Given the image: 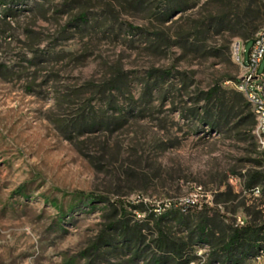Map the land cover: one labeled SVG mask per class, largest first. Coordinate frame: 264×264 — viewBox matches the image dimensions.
<instances>
[{"label":"rangeland","instance_id":"rangeland-1","mask_svg":"<svg viewBox=\"0 0 264 264\" xmlns=\"http://www.w3.org/2000/svg\"><path fill=\"white\" fill-rule=\"evenodd\" d=\"M36 3L1 26L0 264H145L110 222L154 231L168 213L167 231L185 236L176 210L264 226V178L260 193L248 186L264 175V148L242 122L251 108L221 117L240 73L231 45L264 27V0ZM81 122L92 126L79 135ZM104 234L118 247L94 249ZM194 251L189 264H219L209 245Z\"/></svg>","mask_w":264,"mask_h":264},{"label":"trees","instance_id":"trees-1","mask_svg":"<svg viewBox=\"0 0 264 264\" xmlns=\"http://www.w3.org/2000/svg\"><path fill=\"white\" fill-rule=\"evenodd\" d=\"M30 1L34 4L32 7L42 4L36 3V0H0L1 38H6L3 35L8 31L7 27L11 28V21L19 15L21 10L19 6H28ZM28 10L32 11V9ZM76 21L81 22V24L86 23V14H81L76 18ZM2 23L7 27L1 28ZM245 36L249 37L250 33L245 34ZM249 39L247 38V41ZM6 69H8V66L0 63V74ZM165 75L166 73L162 75L157 74L155 77L157 80L156 84L158 81L163 80V76ZM231 80H236V77ZM224 81L223 79L222 82ZM150 87L148 88L151 92L154 87ZM220 91L219 86L210 88L206 93L207 99L210 101ZM226 92L225 90L222 92L223 96H225ZM232 94L233 96L230 99L232 103L230 105L224 106L225 103H222L221 117L226 120H230V117L234 114L240 115L244 113V111H238L239 113L235 111L242 103H247V106L251 108L249 102L241 92L238 90L232 91ZM221 117L219 116L215 119L214 114H211L208 116L207 122L211 124L212 128H216L221 121ZM119 119L122 118L120 117ZM242 122L250 128L255 127V117L252 110L242 117ZM91 126L81 122L79 127H74V129L81 135L85 129H90ZM263 178V173L257 172L250 180L248 184L249 188L258 186ZM209 209L207 206L202 209L197 215V222L191 220L189 216L185 218L180 211H175L174 219L180 215V225L187 232L185 236H179L176 233L167 231V225L163 221L170 220L167 219L168 213L162 214L155 222L154 231L150 230L151 228L148 227L147 223L131 225L127 222H110L109 227L122 238L120 240L123 243V247H127L130 250L135 249L139 254L143 253L145 264H189L198 258V255L194 251V246L197 243L209 245L212 250L210 255L219 264H248L249 260L264 252V226L257 224L241 226L226 222L218 211L210 215ZM146 232L152 234L153 238L151 240L148 239ZM117 239L114 235L104 234L95 243L94 249L98 250L103 245L111 246L113 249L117 248Z\"/></svg>","mask_w":264,"mask_h":264},{"label":"built area","instance_id":"built-area-1","mask_svg":"<svg viewBox=\"0 0 264 264\" xmlns=\"http://www.w3.org/2000/svg\"><path fill=\"white\" fill-rule=\"evenodd\" d=\"M253 44L246 56L245 45L247 40L236 39L231 45V56L233 61L240 67V73L232 85L241 92L251 106L255 117L254 131L259 144L264 148V70L259 72L261 64L264 62V27L260 28L252 38ZM202 187L195 189V199H192L189 206L199 204V193ZM252 192L260 193V187L255 186Z\"/></svg>","mask_w":264,"mask_h":264}]
</instances>
